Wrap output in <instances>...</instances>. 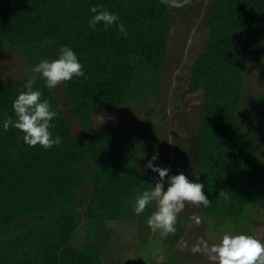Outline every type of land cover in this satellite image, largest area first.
<instances>
[{
  "label": "trees",
  "instance_id": "obj_1",
  "mask_svg": "<svg viewBox=\"0 0 264 264\" xmlns=\"http://www.w3.org/2000/svg\"><path fill=\"white\" fill-rule=\"evenodd\" d=\"M72 3L74 0H0V58L14 54L28 67L12 81L0 80V228L11 229L9 233L0 229V264H48L51 256H56L52 264H103L91 242L97 225L107 219L95 214L118 212V219L123 218L136 197L147 191L138 169L140 158L134 164L136 142L129 148L131 132L140 127L99 134L92 133L91 127L96 109L129 105L150 93L149 84L153 89L159 83L167 52L169 7L161 0H83L88 11L85 18L92 17L94 5L118 15L128 32L124 37L115 25L107 31L102 25L93 31L88 22L76 26L80 12ZM210 4L207 40L192 60L183 94L200 89L204 95L194 145L195 180L204 185L211 203L197 210L229 219L238 218L245 206L264 205V129L249 127L237 115L246 98L252 100L256 113H264V84L252 98L244 87L245 69L262 75L254 82L261 83L264 75V65L257 63V57L264 56V0H212ZM50 8L56 14L51 20ZM72 11H76L75 17ZM218 16L222 22L216 40L211 38ZM62 46L76 53L87 80L81 77L59 86L65 111L37 76L34 90H41L42 99L58 111L50 130L62 143L50 150L29 147L21 133L3 130L4 114L15 119L12 103L37 75L32 68L44 59L58 58ZM209 58L216 59L217 70L203 65ZM67 117L78 124L76 135L70 131ZM258 122L264 123V119ZM115 134L119 141H114ZM100 157L102 165H108L106 169L99 164ZM107 170L113 175L108 176ZM146 172L150 177L152 171ZM102 181L104 186H100ZM221 190L228 193V200L218 198ZM141 214L149 217L146 210ZM35 224L66 230V240L81 229L83 243L75 247L70 240L63 243L38 236L32 241L28 235L35 233ZM180 235L175 232L166 238L176 241Z\"/></svg>",
  "mask_w": 264,
  "mask_h": 264
},
{
  "label": "rangeland",
  "instance_id": "obj_2",
  "mask_svg": "<svg viewBox=\"0 0 264 264\" xmlns=\"http://www.w3.org/2000/svg\"><path fill=\"white\" fill-rule=\"evenodd\" d=\"M75 1L79 3V7ZM211 1L191 0L189 5L179 9L169 7L167 52L164 56L159 83L153 89L152 85L149 84L150 93L136 97L129 105L96 109L97 112L93 116L92 133L131 131L140 127L137 131L131 132L132 138L129 148L132 142H136L132 149L137 154L134 164L140 158L138 169L144 185H148V187H144L146 190L154 187L159 180L157 173H150V177L144 175L147 173L146 171H151L145 166L156 154L158 156L153 162L154 166L169 169V176L183 173L189 180L196 183L195 177L198 166L195 165L194 145L198 136L197 130L203 93L200 89L195 90L192 94H183V92L189 80L188 71L192 60L195 59L196 54L203 51L207 40ZM81 3L83 0H74L71 5L72 8H79L80 12L76 26L86 25L91 17L85 18L88 11ZM48 12L50 20L56 16L53 8H50ZM71 14L75 17L76 11H72ZM60 16L64 18L65 15L60 14ZM61 19H59L60 22ZM68 20L71 21L70 23H74L72 17H68ZM219 20L221 21L219 22ZM214 21L216 25L213 27L211 39L218 40L217 29L221 26L222 17H215ZM257 59L258 64L264 65V56H258ZM208 61L206 60L203 65L209 66L211 70H213L212 68L217 70L215 67L217 66L216 59L209 58ZM27 68L26 63L14 54H6L0 58V80L9 79L12 81L21 72H25ZM258 77H262V75L257 70L245 69L244 79L247 82L244 87L247 95L251 98L260 93V89L263 88L264 75L261 83L254 82V78L256 80L259 79ZM51 91L66 111V102L60 87L51 89ZM180 94H183L182 98L178 97ZM254 106L252 100L246 98V101L241 103L237 115L241 116L242 119L244 117L243 120L249 127L263 130L264 123L258 122V119L263 120L264 113H256ZM67 121L70 131L76 135L80 131L78 124L72 118L67 117ZM112 136L114 141L120 140L118 134ZM99 164L103 169L108 167V165H102L103 157H100ZM109 172L110 170L106 171L108 176H112L113 174L110 175ZM166 181L167 178H165V190L167 189ZM104 184L105 181H102L100 186H104ZM106 189L102 190L105 191ZM91 198L92 196L89 194L90 201ZM133 208L134 206H129L126 216L120 219H118V212H107L104 215L95 214V217L100 216V219H107L102 224L96 223V225L98 224V231L95 229L96 231L93 232L94 237L92 239L94 240L91 242L103 264H212L206 256L191 253L190 248L198 239H205L209 244L219 243L225 233H230L233 235H252L264 242V205L245 206L238 218L229 219L219 218L197 210L199 207L186 205L185 210L177 218L176 233H181V235L176 241L175 239H162L159 232L153 233L145 227L143 230L141 227L148 226L147 219L149 217L143 214H135ZM201 209L205 208L202 207ZM146 211L149 212V216L156 211L155 202L150 204ZM193 215L202 219L199 226L190 219ZM81 217L82 215H80ZM79 223L80 226L83 225L82 219L79 220ZM51 224H35V233L29 234L28 237L31 236L32 241H34L35 236L49 241L62 240L63 243H68L70 240L75 247L83 243L85 235L83 230L78 229L72 239L66 240V230H59L55 226L52 227ZM0 229L4 233L11 231L8 227ZM102 239H106V241ZM182 242H187L189 250H181ZM170 243L172 245H169ZM52 257L56 256H51L48 259V264H52Z\"/></svg>",
  "mask_w": 264,
  "mask_h": 264
},
{
  "label": "clouds",
  "instance_id": "obj_3",
  "mask_svg": "<svg viewBox=\"0 0 264 264\" xmlns=\"http://www.w3.org/2000/svg\"><path fill=\"white\" fill-rule=\"evenodd\" d=\"M191 0H161V3L170 8H182L189 5ZM127 6L126 4L124 5ZM93 14L88 21L89 29L95 31L97 25H102L107 31L113 25L124 37L128 32L118 15L109 12L102 5H94L90 8ZM34 75L27 81L22 91L13 101L12 109L15 119L5 113L3 130L6 132L14 129L22 134L23 143L29 147L39 146L44 150H50L62 143L60 136H53L50 129L55 125L52 121L58 116V111L51 108L47 99H42V91L34 90L37 79L44 81L49 90L85 76L84 66L79 62L76 53L67 46H62L58 58L49 61L44 59L31 70ZM158 154L153 155L146 164V168L157 173L159 180L150 190L137 196L133 211L139 215L155 202L156 211L147 219V225L153 233L159 232L160 237L175 235L178 216L185 210L186 205L207 208L211 201L204 193V185L194 183L183 173L169 176V169L154 166ZM165 178L167 189L165 190ZM198 179V177H197ZM228 200V193L221 190L218 198ZM199 226L202 219L193 215L190 218ZM182 251L189 250L187 242L180 245ZM193 254H202L212 264H264V242L252 235L225 233L219 243L209 244L205 239H198L190 248Z\"/></svg>",
  "mask_w": 264,
  "mask_h": 264
}]
</instances>
